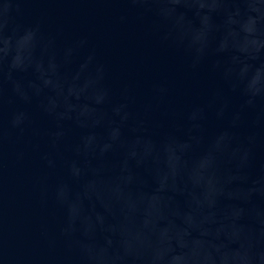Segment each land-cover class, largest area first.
<instances>
[{
	"label": "clouds",
	"instance_id": "1",
	"mask_svg": "<svg viewBox=\"0 0 264 264\" xmlns=\"http://www.w3.org/2000/svg\"><path fill=\"white\" fill-rule=\"evenodd\" d=\"M23 2L0 0V264H20L7 247L5 174L27 148L46 170L35 179L41 206L62 213L39 232L50 264H264V0H120L221 83L179 121L165 109L167 126L152 119L166 85L139 104L127 85L117 93L86 38L60 45L40 22H21ZM26 136L44 148L13 147Z\"/></svg>",
	"mask_w": 264,
	"mask_h": 264
},
{
	"label": "water",
	"instance_id": "2",
	"mask_svg": "<svg viewBox=\"0 0 264 264\" xmlns=\"http://www.w3.org/2000/svg\"><path fill=\"white\" fill-rule=\"evenodd\" d=\"M21 7L24 9L22 23L40 22L44 33L56 36L60 45L86 38L84 52L94 50L108 65L111 84L117 93L127 85L139 104L150 98L153 84L166 85L169 95L165 105L152 117L156 124L167 126L171 123L161 115L169 107L174 109L175 120L179 121L190 103L206 99L212 90L221 87L207 65L193 72L182 53L159 43L149 19H137L120 0H24ZM261 10L264 11V5ZM122 15H127L128 19L122 22ZM261 40L264 42V38ZM238 102L232 97L233 104ZM34 119L42 131L50 126L36 111ZM217 127L219 123L210 118L209 130ZM153 131L159 129L153 128ZM78 135V131L73 130L71 139L74 141ZM29 139L44 148L43 138L28 136L18 143L14 138L13 147H26ZM27 153L22 164L10 162L5 174L4 219L8 252L18 258L20 264H50L56 253L40 241L39 232L41 225L55 229L62 213L51 203L41 206V190L35 185V179L45 175L46 170L41 166L37 151L27 148ZM259 159L264 161V152L259 153ZM61 175L62 169L58 167L50 175L48 184Z\"/></svg>",
	"mask_w": 264,
	"mask_h": 264
}]
</instances>
